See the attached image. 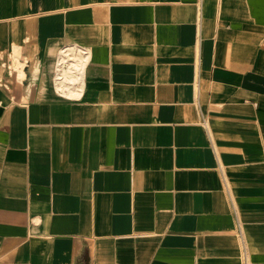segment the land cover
Segmentation results:
<instances>
[{
  "label": "crops",
  "instance_id": "0c3cea01",
  "mask_svg": "<svg viewBox=\"0 0 264 264\" xmlns=\"http://www.w3.org/2000/svg\"><path fill=\"white\" fill-rule=\"evenodd\" d=\"M0 264H264V0H0Z\"/></svg>",
  "mask_w": 264,
  "mask_h": 264
}]
</instances>
